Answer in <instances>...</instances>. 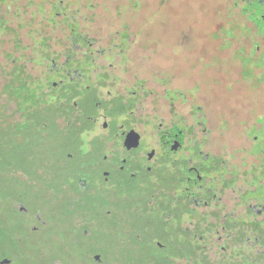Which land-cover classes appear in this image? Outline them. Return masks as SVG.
<instances>
[{
    "label": "rangeland",
    "instance_id": "1",
    "mask_svg": "<svg viewBox=\"0 0 264 264\" xmlns=\"http://www.w3.org/2000/svg\"><path fill=\"white\" fill-rule=\"evenodd\" d=\"M233 2L0 0V110L8 123L20 115L13 112L15 104L3 87L11 70L20 67L40 78L39 85L49 95L74 89L79 100L94 99L104 110L90 112L96 124L91 122L81 134L85 147L92 144V154L109 156L114 149L129 148V142L121 143L117 136L131 123L137 127L133 135L140 138L139 147L126 156L130 159L124 172L116 170L114 159L101 163L93 157L88 162V192L83 197L89 196L93 207L87 204L86 214L63 209L55 196L43 203L41 181L26 192L14 185V170L0 171V176L8 177L0 179V220L5 222L0 230V264H89L94 251L113 256L114 238L121 242L120 264L156 262L158 254L149 241L133 237L132 231L140 226L135 218L142 214L144 200L167 197L189 175L182 164L172 167L175 158L170 157L171 164L163 153L166 138L158 156L165 165L153 170L162 186L148 185L138 173L137 157L156 145L158 135H177V143L185 136L190 164L203 166L202 175L210 179L206 189L214 192L217 186H229L235 191L220 195L221 218L233 208L235 221L248 231L250 246L255 235L264 236L263 214L254 217L257 228L247 216L241 218L245 205L258 203L264 209V45L258 43L261 25L257 22L256 30H249L245 23L253 22L252 13L248 9L235 13L230 8ZM247 42L253 49L244 48ZM60 64L56 73L50 71ZM66 72L75 80L72 85L63 80ZM51 83L59 84L52 93L45 87ZM159 122L164 127L161 134L156 133ZM203 142V156H219L200 162L195 153ZM211 164L222 166L210 171ZM105 168L111 170V188H102L100 196L98 182ZM128 173L136 176L129 178ZM224 175L229 178L226 185ZM104 212L111 213L109 218ZM202 218L215 221L209 214ZM220 222L216 239L221 237L218 242L223 244L206 246L207 255L217 260L230 251ZM83 224L92 228L87 239L77 238ZM255 250H264V241L253 245ZM251 264H264V258L256 257Z\"/></svg>",
    "mask_w": 264,
    "mask_h": 264
},
{
    "label": "trees",
    "instance_id": "2",
    "mask_svg": "<svg viewBox=\"0 0 264 264\" xmlns=\"http://www.w3.org/2000/svg\"><path fill=\"white\" fill-rule=\"evenodd\" d=\"M39 83L42 84L40 78L25 73L20 67H14L10 72V80L3 87L4 93L15 104L13 112L18 113L20 118L14 123H8L0 110V171L14 170L17 174L14 185L22 187L26 192L41 181L43 203H47L50 196H55L56 203H62L63 209L71 211L73 208L80 211V214H86L84 210L87 204L90 208L93 207V200L89 196L86 199L83 197L88 192L84 191L86 189H83L82 184L86 180L85 168L89 161H93V157L103 159V153L95 151L92 154L81 137L84 128L92 122L90 115L93 112L97 114L96 101L79 100L74 89L69 94L61 90L49 95L50 93L42 92V85ZM99 84L102 85V82ZM55 90L57 89L52 92ZM115 108L114 111L117 112ZM74 143L78 145L72 146ZM4 177L8 178L3 175L0 179ZM143 207L142 214L135 218L140 226L132 232L135 239L148 240L158 254L159 258L151 264H178L169 259L174 251L185 256V262L181 264H251L256 257L264 258V250L252 251V246L261 244L264 236L255 235L253 245L250 246L248 231L238 224L228 222V232L237 228L232 237L233 247L229 245L230 251L222 252L221 259H211L201 239L192 233L188 236L184 230L174 242L169 239L172 230L167 224L166 206L153 208L146 199ZM109 215L104 212V217L109 218ZM2 224L5 222L0 220V230ZM253 224L256 228L260 225ZM90 227L88 224L80 225L77 238L87 239L92 230ZM86 232L88 235H85ZM112 246L115 251L112 258L105 251H94L92 254H99L100 260L90 258V254L89 264H109L110 261L120 264L121 256L118 251L121 242L114 238ZM246 249L250 250L249 254Z\"/></svg>",
    "mask_w": 264,
    "mask_h": 264
},
{
    "label": "flooded vegetation",
    "instance_id": "3",
    "mask_svg": "<svg viewBox=\"0 0 264 264\" xmlns=\"http://www.w3.org/2000/svg\"><path fill=\"white\" fill-rule=\"evenodd\" d=\"M233 0H230V3ZM245 1H248V5H246ZM233 6V7H232ZM240 6V7H239ZM248 6V8H247ZM233 8L232 10L235 13L245 12L247 9L249 12L252 13L254 19L253 22L248 21L245 23L246 27L249 30H256L255 29V23L258 22L259 26L261 25V33L262 37L258 38V43H261L262 46L264 45V0H235L233 4H230V8ZM247 13V12H246ZM248 43V46L244 45V48L247 50L253 49L251 45ZM63 64V63H62ZM53 66L50 69L51 72L56 73L61 67V65ZM234 68H231L233 72L236 70H233ZM70 72H66L64 74L63 80L67 81V83L74 82V78H71ZM59 81L58 83H60ZM58 85L56 83H51L50 86H45L49 89V92L53 91L54 89H58ZM44 87V88H45ZM47 89V90H48ZM62 91L66 92L65 89H61ZM43 93H46L45 89H42ZM48 92V91H47ZM263 104H264V95H263ZM260 102V101H259ZM262 102V101H261ZM97 111H104L101 110L99 107V104L97 103ZM226 120V119H225ZM93 124H96V120L92 119ZM227 122V120H226ZM185 124V123H184ZM137 127L135 123H131L127 126H124L122 128V133H119L117 137L120 138L121 143L129 142V148H118L110 151L109 156H105L103 153V159L100 160L101 163H107L109 160L114 159L115 168L119 172H124L127 170L128 161L130 158H127L128 152L131 150H136L139 147V139L137 135H133L136 131ZM164 131V127L159 122L156 126V133L161 134ZM139 134V133H138ZM140 135V134H139ZM167 139V145L163 146V148L160 146L161 143L164 145L165 139ZM177 135H158V141L156 145L151 146L147 149L145 153L140 154L138 156V173L141 174L143 177L147 178L148 185L152 183V186H162L160 177L157 175H154L153 170H156L157 167H161L165 165V162L159 161V148H162L163 153L168 156V160L171 163L170 157H174L175 159L172 160V167H176V165L182 164L181 166H184L188 169V174L186 175L183 180L182 184L178 189H173L168 192V196L159 197L158 199H154V201L149 200L150 205L153 208H161L166 206L168 208L167 210V224L170 230L172 232L169 235V239L174 242L178 237L182 235V232L184 230L186 231V234L190 236V233L193 234V236H198V238L201 239V243L203 247L207 250L208 244H217V246H221L223 242L219 243L218 240L221 239V237H218L216 239V233H217V223L220 222V229L222 232H226V238L225 241L228 245L233 244V236L229 234L228 232V222H233L234 224H237L235 219L238 217H235L233 208L231 210L225 212L223 215V218H221V214L224 211L223 210V204L221 201V194L227 190L234 191L231 187L223 186V187H216L214 192H210L206 189V185L210 183V179L207 176H203L202 173L204 171L203 166H197V163H194L193 165L190 164L191 158L189 153V147L190 143L189 140L185 138V136L181 137V142L177 143L178 140ZM204 142L200 145V148L196 151L195 157L200 161L209 160V158L219 156V154H205L202 155V147ZM92 146L91 143H87L86 147L89 151H93L90 147ZM188 147V148H187ZM234 153V152H232ZM185 157V158H184ZM183 162V163H182ZM153 165V168L151 166ZM112 166V167H113ZM222 165L219 164L218 166H214L211 164L210 171H215ZM216 169H213V168ZM110 172L111 170L108 168H105L102 170V174L100 176L98 186L99 189L97 190V194L102 196L104 195V191H102V188L106 189L111 188L110 185ZM136 175L134 173H128L129 178H134ZM155 177V178H154ZM216 181L218 179H215ZM223 180L225 181V185L227 181L229 180L228 175L223 176ZM83 189L85 192L88 188L87 180H84L82 182ZM235 192V191H234ZM152 196V195H151ZM123 200H125V196L121 197ZM237 198V197H236ZM237 204V201L234 203V205ZM259 206V208H258ZM204 212H207L209 215L213 216L214 222L213 223H207V219H204L203 223L200 222L202 219L201 217L207 216L203 214ZM108 214H111L110 212H106ZM264 215V209L261 208V205L258 203L256 205H245V215L248 217V220L252 223H258L254 217ZM196 216V217H195ZM194 217V218H193ZM193 220V221H191ZM191 223L193 224L192 226ZM259 224V223H258ZM216 225V226H215ZM214 226L216 227L214 229ZM233 229V228H232ZM234 231H237V228L233 229ZM231 230V231H233ZM203 232V233H202ZM216 239V241H215ZM231 240V243H230ZM189 241V238L188 240ZM158 246L160 243H157ZM188 247V246H187ZM189 251V250H188ZM187 251V252H188ZM170 261L174 262H185V256H182L180 252H172L169 255Z\"/></svg>",
    "mask_w": 264,
    "mask_h": 264
},
{
    "label": "water",
    "instance_id": "4",
    "mask_svg": "<svg viewBox=\"0 0 264 264\" xmlns=\"http://www.w3.org/2000/svg\"><path fill=\"white\" fill-rule=\"evenodd\" d=\"M94 259H95L96 261H99V255H95V256H94Z\"/></svg>",
    "mask_w": 264,
    "mask_h": 264
}]
</instances>
